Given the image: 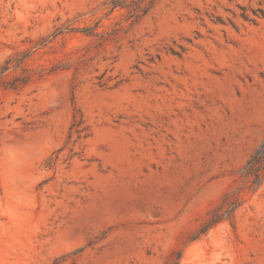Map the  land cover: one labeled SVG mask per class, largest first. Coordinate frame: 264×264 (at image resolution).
Instances as JSON below:
<instances>
[{"label": "rangeland", "instance_id": "374dc122", "mask_svg": "<svg viewBox=\"0 0 264 264\" xmlns=\"http://www.w3.org/2000/svg\"><path fill=\"white\" fill-rule=\"evenodd\" d=\"M263 141L264 0H0V264H264Z\"/></svg>", "mask_w": 264, "mask_h": 264}, {"label": "trees", "instance_id": "16d2710c", "mask_svg": "<svg viewBox=\"0 0 264 264\" xmlns=\"http://www.w3.org/2000/svg\"><path fill=\"white\" fill-rule=\"evenodd\" d=\"M242 177L245 187L252 192L256 191L264 182V141L256 149L246 166L243 168ZM241 203L240 198H235V200L230 203L226 202L224 204L226 207L225 213L230 215L241 205ZM220 219L221 218H214L210 221L208 227L215 225Z\"/></svg>", "mask_w": 264, "mask_h": 264}]
</instances>
